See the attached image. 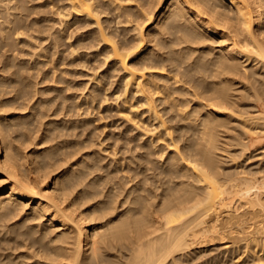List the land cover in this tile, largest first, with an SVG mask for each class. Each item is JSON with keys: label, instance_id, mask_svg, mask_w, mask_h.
I'll return each mask as SVG.
<instances>
[{"label": "bare ground", "instance_id": "1", "mask_svg": "<svg viewBox=\"0 0 264 264\" xmlns=\"http://www.w3.org/2000/svg\"><path fill=\"white\" fill-rule=\"evenodd\" d=\"M45 6L58 26L0 0V264H192L198 244L264 240V0ZM89 50L86 92L53 67L39 86ZM113 110L109 146L93 125Z\"/></svg>", "mask_w": 264, "mask_h": 264}, {"label": "rangeland", "instance_id": "2", "mask_svg": "<svg viewBox=\"0 0 264 264\" xmlns=\"http://www.w3.org/2000/svg\"><path fill=\"white\" fill-rule=\"evenodd\" d=\"M46 0H30L31 6L37 7L38 10H36L38 13L34 14V16H38L40 18H46L49 21V24H54L58 26V24H55L57 21H54L55 16H53L50 8L45 6ZM48 23V22H46ZM48 25V24H46ZM88 28L81 29L78 31L77 28H73V31H75L72 41H75L79 35V32L87 31ZM48 31L46 30L44 33H34L32 34L34 36L32 41L41 43L42 47H45L48 44V41L44 38L47 35ZM20 50V58L30 60L31 62L35 60L37 55L41 53V49H30L28 45L20 46L18 49ZM89 55H85L83 51L80 54H76L75 56H71L69 54V51L66 52L65 60L63 64L55 66L54 64H46L41 68V72L39 73V81L41 84H39L40 87H47L49 85H52V78L54 76V73L49 71L51 67L55 70V76H62L65 80L70 81L71 89L67 91V94L73 95L77 94L80 96L82 93L86 92V90L83 89L85 82L88 84V80L90 79L89 74L91 68H93L96 64L94 62V55L93 50L87 51ZM49 74V78L45 79L46 73ZM92 73V71H91ZM37 75V73H36ZM93 81L91 79V82L89 85H92ZM108 87V86H107ZM111 90L108 94V97L111 96ZM82 104V102H81ZM78 103L77 105H81ZM106 105H104L105 108ZM103 108V109H104ZM98 116V120L94 123L93 127L95 128V140H102L105 139L106 143L108 145H112V143H116V138L122 133L126 126L128 125L126 121L119 117L116 110H113L112 112H105L103 111L100 115L96 114ZM100 116H103L101 118ZM49 119V118H47ZM46 119V120H47ZM261 153V151H257L254 154L256 155L254 158L250 160V162L259 161L263 162L264 156ZM258 154V155H257ZM251 240V241H240L239 243H232L227 239H221V240H212L207 241L201 244H198L194 246L192 249H190L187 253H189V256L196 255V258L193 260L192 264H205V263H214V264H231L232 262L235 264H251L248 262L249 259H251L252 255L254 253L261 256V254L264 252V240ZM194 249H196V253L194 252ZM255 249L257 250L255 252ZM188 258V256H187ZM239 259L238 261H236ZM236 261V262H235ZM185 264H188L186 262Z\"/></svg>", "mask_w": 264, "mask_h": 264}]
</instances>
